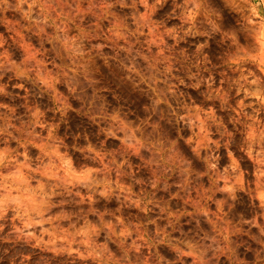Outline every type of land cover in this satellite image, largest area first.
Returning a JSON list of instances; mask_svg holds the SVG:
<instances>
[{
    "label": "clouds",
    "instance_id": "9594fccd",
    "mask_svg": "<svg viewBox=\"0 0 264 264\" xmlns=\"http://www.w3.org/2000/svg\"><path fill=\"white\" fill-rule=\"evenodd\" d=\"M0 264H264V0H0Z\"/></svg>",
    "mask_w": 264,
    "mask_h": 264
}]
</instances>
